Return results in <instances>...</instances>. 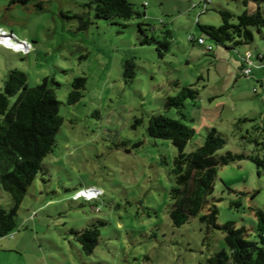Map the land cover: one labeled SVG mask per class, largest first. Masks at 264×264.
<instances>
[{
    "label": "rangeland",
    "instance_id": "1",
    "mask_svg": "<svg viewBox=\"0 0 264 264\" xmlns=\"http://www.w3.org/2000/svg\"><path fill=\"white\" fill-rule=\"evenodd\" d=\"M37 1L40 6L0 0V28L31 43L26 51L0 45V89L12 68L26 73L28 86L49 78L63 121L17 210L16 229L11 237H0V264H208L210 255L226 248L224 233L206 232L199 215L172 225L169 190L176 148L170 140L148 136L147 117L162 113L191 126L195 133L187 151L201 145L212 127L225 139L219 153L255 150L242 135L254 136L264 113V29H253L250 43L231 50L226 47L231 42L204 37L197 22L220 25V9L233 13L235 22L256 2L129 0L140 17L105 20L84 6L89 0ZM260 5L264 10V2ZM74 14H85L89 22L80 27ZM144 35L155 41L142 44ZM198 36L204 44L189 40ZM164 38L166 50L158 43ZM247 53L250 63L244 60ZM126 59L135 65L129 81L123 76ZM243 64L250 73H243ZM80 76L86 78L83 96L68 104L72 81ZM175 81L200 90L194 102H185L189 119L165 106L166 97L177 93ZM257 152L264 156V148ZM82 187L101 193L88 201L73 197ZM213 196L221 198L219 224L232 221L256 236L252 209L264 210V171L257 174L247 158L221 165ZM9 200L0 190V206L8 207ZM91 222H97L100 235L87 254L72 231ZM14 239V247L6 244Z\"/></svg>",
    "mask_w": 264,
    "mask_h": 264
},
{
    "label": "trees",
    "instance_id": "2",
    "mask_svg": "<svg viewBox=\"0 0 264 264\" xmlns=\"http://www.w3.org/2000/svg\"><path fill=\"white\" fill-rule=\"evenodd\" d=\"M10 1L23 5L29 2L41 5L37 0ZM254 1L257 4L256 8L251 12L244 9L236 15L235 22L232 21L233 13L227 9H220L218 11L222 19L220 25L197 22V26L204 33V37L224 45L226 42H231L232 45L226 47L236 50V45L247 44L253 40V29L257 32L264 29V10L260 5L264 0ZM243 3L246 5V0ZM84 6L91 9L97 19L127 20L135 15L141 16L129 0H89ZM84 16L85 14L73 15L82 22L80 27L89 22L88 17ZM165 35L170 36V31L166 30ZM204 37L198 36L196 39L190 37L189 40L204 44ZM152 41L155 39L147 35L141 39L142 44H149ZM158 43L163 50H166L169 40L164 38ZM211 48L208 45L206 50L210 51ZM162 54V51H159V55ZM256 57L258 61L263 59V55L259 53ZM123 66V76L129 81L134 77V61L126 59ZM243 66L245 65L243 64L242 68ZM85 80L86 78L82 76L74 78L67 97L68 104L76 103L83 96ZM49 81L46 77L41 83L28 86L26 73L12 68L7 72L0 89V190L6 192L10 198L8 207L0 206V237H11L16 229L17 210L37 173L43 170L42 161L52 151L55 136L63 121L59 113L60 102ZM174 84L177 93L166 97L165 106L175 108L183 120L189 119L183 111L185 102L186 100L194 102L200 96V90L193 84L180 85L178 81ZM254 129H256L254 136L248 131L242 135L243 139L255 144V150L249 153L230 151L219 153L218 151L225 144V139L214 127L207 129L201 145L187 151L186 146L195 133L191 126L162 113H152L147 117L148 136L170 140L176 148L171 167L175 181L169 190V217L172 225L179 227L190 218L199 215L206 232L218 229L224 233L226 248L210 255L207 259L208 264H264V210L252 209L256 217V236L251 238L250 233L243 226L236 227L232 221L222 224L217 222L216 202L221 198L213 196L217 170L221 165L247 158L256 165L257 174L264 171V156L257 152L264 148V113ZM77 190L74 191L73 197ZM234 203L239 205L240 201ZM203 210L204 212L201 213ZM97 221L104 224L102 220ZM96 223L91 222L81 230L72 231L82 250L87 254L91 253L98 243L100 231Z\"/></svg>",
    "mask_w": 264,
    "mask_h": 264
},
{
    "label": "built area",
    "instance_id": "3",
    "mask_svg": "<svg viewBox=\"0 0 264 264\" xmlns=\"http://www.w3.org/2000/svg\"><path fill=\"white\" fill-rule=\"evenodd\" d=\"M15 37L12 36L11 33H7L4 29L0 28V45L13 49L15 51L23 50L26 51L30 48L31 43L26 41H18L15 43ZM244 60L250 63L252 61L251 59V53H247L244 56ZM251 69L250 67L243 66V73L248 74L250 73ZM101 193L100 189L94 188V187H86V188H80L78 189L74 197L75 198H84V199H91L96 197L98 194Z\"/></svg>",
    "mask_w": 264,
    "mask_h": 264
},
{
    "label": "crops",
    "instance_id": "4",
    "mask_svg": "<svg viewBox=\"0 0 264 264\" xmlns=\"http://www.w3.org/2000/svg\"><path fill=\"white\" fill-rule=\"evenodd\" d=\"M14 242H13V244H9L8 242H6V244L8 245V246H15L17 243H16V241H15V239L13 240Z\"/></svg>",
    "mask_w": 264,
    "mask_h": 264
},
{
    "label": "water",
    "instance_id": "5",
    "mask_svg": "<svg viewBox=\"0 0 264 264\" xmlns=\"http://www.w3.org/2000/svg\"><path fill=\"white\" fill-rule=\"evenodd\" d=\"M16 42H18V40H17V39H15V43H16Z\"/></svg>",
    "mask_w": 264,
    "mask_h": 264
},
{
    "label": "clouds",
    "instance_id": "6",
    "mask_svg": "<svg viewBox=\"0 0 264 264\" xmlns=\"http://www.w3.org/2000/svg\"><path fill=\"white\" fill-rule=\"evenodd\" d=\"M78 199V198H77ZM87 200V199H86Z\"/></svg>",
    "mask_w": 264,
    "mask_h": 264
}]
</instances>
